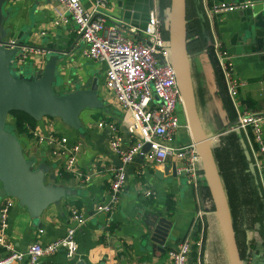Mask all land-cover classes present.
Listing matches in <instances>:
<instances>
[{
  "label": "crops",
  "instance_id": "crops-1",
  "mask_svg": "<svg viewBox=\"0 0 264 264\" xmlns=\"http://www.w3.org/2000/svg\"><path fill=\"white\" fill-rule=\"evenodd\" d=\"M243 0H185L184 25L186 29V55L189 74L194 88L197 111L205 137L213 140V154L217 175L231 212L236 238L244 241L248 250L246 264H264V179L255 166L251 169L247 151L249 142L244 134L229 132L237 119V109L230 97L225 77L219 65L215 45L220 42L235 56L236 73L242 86L239 101L253 112L264 110V6L248 11L210 14L215 4ZM107 27L117 26L123 35L136 39L152 11L163 22V35L170 39L171 0H108ZM91 8L89 0H82ZM8 27L10 39H22L29 46L49 49L72 47V53L61 65V84L57 91L69 93L78 86L99 79V91L105 102L103 110H85L81 114L84 132L69 128L59 118H44L26 133L19 134L25 143V153L39 163L46 162L51 171L47 182L61 184L75 191V195L60 204L51 205L42 215V226H36L27 208L16 204L11 211L9 239L19 250L32 243H47L62 237L72 224L71 208L90 216L86 225L79 228L78 254L68 258L64 252L44 258L41 264H173L168 252L184 239H201L202 245L193 249L187 264H230L226 241L219 216L208 187L205 172L197 187L187 176H173L180 165L169 158L157 165L147 154H139L127 166V183L115 211L107 215L104 224L95 213L96 206L110 196L112 171L121 163L119 155L111 149L110 130L99 128L102 120L113 123L122 134L124 149L133 145L136 137L128 132L125 111L112 92L106 88V66L86 60L84 44L74 25L55 26L54 21L66 14L63 5L55 0H12ZM257 11V12H255ZM45 33V34H43ZM75 44V45H74ZM74 46V47H73ZM35 70L43 67L44 57L29 55ZM27 63H25L26 65ZM24 66V64L22 65ZM29 64L26 69H31ZM29 67V68H28ZM181 128L176 137L177 146H186L193 140L186 128L187 117L178 111ZM13 118L8 119L12 121ZM67 136L80 142L76 172L62 171L65 158H55L53 147L39 143L35 135ZM262 158V157H261ZM152 190L154 195L145 194ZM0 197V208L4 204ZM161 215L171 221L170 238L164 247L148 249L143 244L149 227V216ZM4 250L0 246V258Z\"/></svg>",
  "mask_w": 264,
  "mask_h": 264
},
{
  "label": "built area",
  "instance_id": "built-area-1",
  "mask_svg": "<svg viewBox=\"0 0 264 264\" xmlns=\"http://www.w3.org/2000/svg\"><path fill=\"white\" fill-rule=\"evenodd\" d=\"M20 2L33 0H16ZM63 5L66 14L54 21L55 26L74 25L76 33L84 44L82 56L95 63L106 66V88L113 93L116 101L125 111L128 132L136 137L133 145L122 147V134L113 123L105 120L99 122V128H108L111 149L120 157V165L113 169L110 196L96 206L95 213L112 214L119 206L122 191L127 183V166L143 153L146 144H150L149 155L152 162L163 165L169 158L180 162L177 167L179 176H187L197 184L203 177V162L197 143L192 140L186 146H177L176 137L181 128L178 111L185 114V103L181 93L176 68L171 61L170 40L163 35V22L156 11L149 15L143 29H131L138 33L136 39L123 35L121 30L112 25L107 27L108 0H89L88 9L82 0H55ZM264 6V0H243L234 3L215 4L209 8L210 14L248 11ZM45 34V33H43ZM14 44L15 40L10 39ZM215 52L225 77L231 99L237 109V119L229 132L243 133L249 142L248 150L254 156L255 166L264 179V110L253 112L239 101V89L242 82L236 73L235 56L220 42H216ZM23 55L16 62L23 65L29 55L45 57L47 51L37 47H23ZM186 128L190 130L188 122ZM39 143L53 147L55 158H65L62 171L76 172L79 155L83 150L80 142H72L69 137L54 135L42 136L35 132ZM216 136L214 140H217ZM251 155V156H252ZM262 157V158H261ZM152 197L154 192L145 194ZM16 199L6 197L0 208V246L4 255L0 264H41L44 258L64 252L68 258L78 254L77 232L91 219L90 216L76 208H71L72 224L66 233L53 241L32 243L27 249L19 250L9 239L11 211ZM197 242L187 238L177 248L168 252L173 264H187Z\"/></svg>",
  "mask_w": 264,
  "mask_h": 264
},
{
  "label": "water",
  "instance_id": "water-1",
  "mask_svg": "<svg viewBox=\"0 0 264 264\" xmlns=\"http://www.w3.org/2000/svg\"><path fill=\"white\" fill-rule=\"evenodd\" d=\"M11 1L0 0V197L15 198L20 206L27 208L34 224L41 227L43 213L51 205L60 204L76 192L61 184L47 182L50 165L46 162L39 163L35 157L27 156L24 141L8 123L9 115L13 111H20L37 122L44 118H59L68 127L82 134L84 128L81 114L85 110H103L105 102L100 95L99 79L89 81L87 86H78L66 94L57 91L61 84V65L71 55L72 47L68 50L42 48L47 51L42 68L35 70L32 66L29 72H24L28 69L22 65V68H18L16 61L23 55L22 48L30 46L22 39H14L15 43H10L11 29L8 22L11 9L7 6ZM184 3L185 0H171V61L176 68L187 122L202 156L203 169L219 216L230 264H246L240 254L229 205L217 175L212 146L216 136L205 137L197 111L186 55ZM182 24L184 33L182 44H179L176 32ZM237 133L241 135V132ZM242 143L251 162V169L254 170L248 147L244 140ZM150 147V144L144 146L143 155L149 153ZM177 175L175 166L173 176ZM100 215L105 224L107 214ZM146 222L149 230L143 240L145 247L152 250L164 247L170 238L171 221L161 215L151 214Z\"/></svg>",
  "mask_w": 264,
  "mask_h": 264
},
{
  "label": "trees",
  "instance_id": "trees-1",
  "mask_svg": "<svg viewBox=\"0 0 264 264\" xmlns=\"http://www.w3.org/2000/svg\"><path fill=\"white\" fill-rule=\"evenodd\" d=\"M11 118H13V120L9 121L8 123L13 126V128L15 129L17 134L18 133L23 134V133L28 132L27 128H25V127L28 125L30 128H32V126L34 124H36V121L32 117H30L28 114H26L24 112H20V111L11 112V114L9 115V119H11ZM197 241H198V238L196 239V242ZM237 243H238V247L240 250L242 260L245 262L248 261L247 247H246L244 241H242L238 238V235H237ZM194 247H195V249H197L196 245Z\"/></svg>",
  "mask_w": 264,
  "mask_h": 264
},
{
  "label": "bare ground",
  "instance_id": "bare-ground-1",
  "mask_svg": "<svg viewBox=\"0 0 264 264\" xmlns=\"http://www.w3.org/2000/svg\"><path fill=\"white\" fill-rule=\"evenodd\" d=\"M177 40L179 41V44H182V26H179L177 28Z\"/></svg>",
  "mask_w": 264,
  "mask_h": 264
},
{
  "label": "rangeland",
  "instance_id": "rangeland-1",
  "mask_svg": "<svg viewBox=\"0 0 264 264\" xmlns=\"http://www.w3.org/2000/svg\"><path fill=\"white\" fill-rule=\"evenodd\" d=\"M170 9H171V6H170ZM182 33H184V30H183V24H182ZM25 63L29 64L30 66L33 65V61H31V60L28 61V59L26 60ZM25 63H23V64H24V67L27 65V64L25 65ZM18 68L20 69V68H22V66L19 65ZM29 71H30V70H27V71H24V72H29ZM185 115H186V112H185ZM69 128H70V127H69ZM242 134H243V133H242Z\"/></svg>",
  "mask_w": 264,
  "mask_h": 264
}]
</instances>
